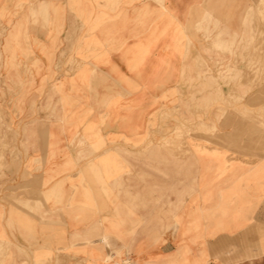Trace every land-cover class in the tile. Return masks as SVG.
I'll list each match as a JSON object with an SVG mask.
<instances>
[{
	"label": "crops",
	"instance_id": "1",
	"mask_svg": "<svg viewBox=\"0 0 264 264\" xmlns=\"http://www.w3.org/2000/svg\"><path fill=\"white\" fill-rule=\"evenodd\" d=\"M90 1L71 6L66 0L34 1L46 7L51 32L65 34L44 42L59 46L49 74L56 119L47 123L44 142L34 138L32 153L57 157L47 172L59 175L46 181L45 194L57 178L69 174L70 180L63 208H51L49 196L42 215L51 229L35 230L33 247L47 238L50 254L60 250L64 264H264V150L257 135L242 155L232 144L216 154H192L191 186L184 181L183 160L169 164L167 153L143 148L163 108L208 92L201 89L206 68L199 67V59L216 58L212 44L218 33L222 46L228 45L227 34L242 30L245 13L258 0ZM200 26L210 39L202 37ZM77 134L88 146H102L92 155L98 174H114V180L102 176L95 188L88 177L96 189L88 197L75 169L65 165L66 158L78 156L70 145ZM217 137L199 134L193 140ZM121 163H128L127 180L120 175ZM37 183L17 181L15 188L37 190ZM16 210L23 213L19 205ZM58 220L59 236L53 229ZM16 236L25 246L20 233ZM13 253V260L2 264H35Z\"/></svg>",
	"mask_w": 264,
	"mask_h": 264
},
{
	"label": "rangeland",
	"instance_id": "2",
	"mask_svg": "<svg viewBox=\"0 0 264 264\" xmlns=\"http://www.w3.org/2000/svg\"><path fill=\"white\" fill-rule=\"evenodd\" d=\"M34 1L0 0V264L13 260V250L20 252L28 263L64 264L60 250L56 255L50 254L47 238H42L45 244L33 247L35 230L43 234L51 229L50 221L42 215L49 196L54 199L51 208H63V199L68 193L64 184L70 180L69 174L66 178H57V184L45 194L46 181L55 180L59 175L47 172L50 165H56L57 157L34 158L32 153L34 138L44 142L48 135L47 123L56 119V94L49 92L50 80L54 78L49 74L50 69L55 68L52 59L59 46L55 40L52 45L44 42H48L50 36L56 39L65 34L62 29L51 32L46 7ZM66 1L70 6L80 2ZM72 14L79 15L75 10ZM204 22L209 23V20ZM242 25V30L227 34L231 38L228 45L222 46L218 33L212 44L217 57L211 64L199 59V67L206 68L200 77L201 89L209 88L208 92H201L197 101L191 95L182 105L163 108L152 128L153 134L143 142V148L153 147L167 153L165 159L169 164L183 160L184 181L188 186L196 177L192 154L205 151L212 155L223 150L226 144H232L242 155L256 135L259 148L264 150V0L250 5ZM198 31L202 37L210 39L207 29L200 26ZM214 133L218 135L215 141L193 140L199 134ZM77 135L70 145L78 156L66 158L65 165L75 169L81 191L88 197L96 190L95 186L100 185L97 181L102 180V176L114 180V174H98L92 155L102 146H88L81 134ZM122 164L120 175L127 180L128 163ZM35 169L37 177H34ZM40 170L46 171L44 178L40 177ZM88 177L94 188L88 183ZM33 180L41 182L37 183V190L15 188L17 181L27 185ZM104 196L108 197L107 192ZM18 205L22 214L16 210ZM54 223L53 229L59 236L63 222ZM17 233L25 246L17 244Z\"/></svg>",
	"mask_w": 264,
	"mask_h": 264
},
{
	"label": "built area",
	"instance_id": "3",
	"mask_svg": "<svg viewBox=\"0 0 264 264\" xmlns=\"http://www.w3.org/2000/svg\"><path fill=\"white\" fill-rule=\"evenodd\" d=\"M107 264H117V263H107Z\"/></svg>",
	"mask_w": 264,
	"mask_h": 264
},
{
	"label": "bare ground",
	"instance_id": "4",
	"mask_svg": "<svg viewBox=\"0 0 264 264\" xmlns=\"http://www.w3.org/2000/svg\"><path fill=\"white\" fill-rule=\"evenodd\" d=\"M177 129V128H176ZM174 134V133H173ZM176 134V133H175Z\"/></svg>",
	"mask_w": 264,
	"mask_h": 264
}]
</instances>
